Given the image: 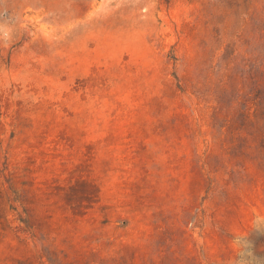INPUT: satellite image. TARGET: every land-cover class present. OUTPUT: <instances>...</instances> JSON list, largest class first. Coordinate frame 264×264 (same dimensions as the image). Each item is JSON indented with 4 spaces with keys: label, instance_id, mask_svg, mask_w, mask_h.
<instances>
[{
    "label": "rangeland",
    "instance_id": "374dc122",
    "mask_svg": "<svg viewBox=\"0 0 264 264\" xmlns=\"http://www.w3.org/2000/svg\"><path fill=\"white\" fill-rule=\"evenodd\" d=\"M2 215L0 264H264V0H0Z\"/></svg>",
    "mask_w": 264,
    "mask_h": 264
},
{
    "label": "trees",
    "instance_id": "16d2710c",
    "mask_svg": "<svg viewBox=\"0 0 264 264\" xmlns=\"http://www.w3.org/2000/svg\"><path fill=\"white\" fill-rule=\"evenodd\" d=\"M17 220L23 223V225L20 224H13L15 219L9 220L6 215L0 216V228L3 232L4 237H6V234L10 233L12 239L16 240L19 244L17 245H25L26 241V233H27V227L29 226V216L25 215L24 217H17ZM13 246V245H12ZM12 258L10 260L17 264H22L25 261V255L24 253L19 254H11Z\"/></svg>",
    "mask_w": 264,
    "mask_h": 264
}]
</instances>
